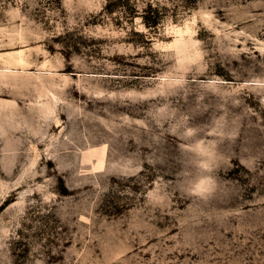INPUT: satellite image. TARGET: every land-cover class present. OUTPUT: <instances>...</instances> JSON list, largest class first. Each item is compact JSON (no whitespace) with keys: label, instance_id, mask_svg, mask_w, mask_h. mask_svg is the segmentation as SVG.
<instances>
[{"label":"rangeland","instance_id":"obj_1","mask_svg":"<svg viewBox=\"0 0 264 264\" xmlns=\"http://www.w3.org/2000/svg\"><path fill=\"white\" fill-rule=\"evenodd\" d=\"M0 264H264V0H0Z\"/></svg>","mask_w":264,"mask_h":264},{"label":"trees","instance_id":"obj_2","mask_svg":"<svg viewBox=\"0 0 264 264\" xmlns=\"http://www.w3.org/2000/svg\"><path fill=\"white\" fill-rule=\"evenodd\" d=\"M158 15L159 14H157V11L155 9H153L152 6H150L148 8L147 12H145V14H144V21H145L146 25L149 27L156 26L158 24V21H159Z\"/></svg>","mask_w":264,"mask_h":264}]
</instances>
